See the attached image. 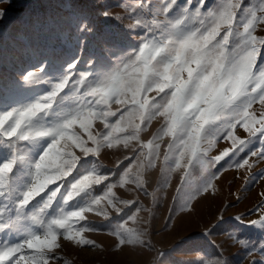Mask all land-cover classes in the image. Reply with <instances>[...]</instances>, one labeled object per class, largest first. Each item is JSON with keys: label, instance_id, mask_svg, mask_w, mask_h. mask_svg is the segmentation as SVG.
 <instances>
[{"label": "snow or ice", "instance_id": "snow-or-ice-1", "mask_svg": "<svg viewBox=\"0 0 264 264\" xmlns=\"http://www.w3.org/2000/svg\"><path fill=\"white\" fill-rule=\"evenodd\" d=\"M177 3L136 0L134 15L130 14L133 22L127 27L140 45L122 57L124 38L113 43L114 72L107 70L110 65L101 56L90 55L83 65L74 56L59 66L42 62L21 74L23 84L13 80L4 86L9 91L41 83L51 87L46 94L33 90L34 98L27 103L0 110V234L18 237L0 240V264H58L57 250L63 242L79 248L96 246L85 233L104 226L88 222L89 214L109 224L115 214L118 219L110 235L120 248L154 251L150 239H145L151 222L145 220L142 228L135 225L141 223L139 212L149 211L139 207V196L153 195L144 173L160 160L158 141L164 137L169 143L163 170L181 171L182 187L198 165L214 166L234 158L257 138L260 147L232 166L251 169L255 166L251 157L264 160V110H253L254 105L264 107V65L258 64L264 34H254L257 26H264V0L258 7L245 5L244 0H221L216 9L204 11L207 0H197L194 9L193 0H185L181 17L173 21L168 14ZM145 11L150 22L141 19ZM4 15L0 11V18ZM101 15L112 17L107 10ZM197 19L198 26H192ZM75 22L79 32L92 31L85 13H76ZM138 27L147 31L141 35L135 32ZM83 50L87 52L86 47ZM69 93L78 104L61 107ZM113 105L119 106L117 110ZM157 118H162L161 128L152 139H143L142 133ZM97 122L103 130H94ZM238 128L246 138L237 135ZM220 141L230 147L206 161L205 144L211 147ZM120 145L131 147L132 154L117 161L116 172L101 171L96 162L101 152ZM216 179L218 173L204 178L192 199L214 190ZM130 184L136 197L120 199L115 189L131 193ZM33 201L42 203V215H29ZM257 213L255 220L236 215L234 229L243 234L244 227L264 228V205L253 215ZM239 243L245 245L244 240ZM261 251L264 254V248ZM197 255L201 264H228L220 252Z\"/></svg>", "mask_w": 264, "mask_h": 264}, {"label": "rangeland", "instance_id": "rangeland-1", "mask_svg": "<svg viewBox=\"0 0 264 264\" xmlns=\"http://www.w3.org/2000/svg\"><path fill=\"white\" fill-rule=\"evenodd\" d=\"M153 5H159L161 0H151ZM197 0H193L191 8L196 7ZM221 0H207L205 9H216ZM260 0H244L245 5L258 7ZM185 0H178L177 5L169 12L173 21L182 15ZM136 0H3L0 11L5 13L0 18V110L17 107L34 98V91L46 94L50 90L47 83L28 85L19 91H9L6 86L10 81L23 84L21 74L28 70L37 69L45 61H53L57 66L74 56L80 58L81 65L90 55L101 56L110 65L108 71L117 70V61L112 58L113 43L123 37V44L119 55L126 57L128 52L139 47L140 40L127 27L133 20L131 10L136 8ZM110 11L111 18L101 15L103 11ZM140 10L137 8V12ZM83 12L87 15L92 31L81 33L77 30L75 14ZM163 19V17H158ZM142 20L150 22L151 15L144 12ZM187 23V22H186ZM192 26H198L199 20H193ZM242 30V29H241ZM145 27H138L135 32L143 35ZM256 35L264 34V26H257ZM83 41V43H82ZM87 48V52L83 49ZM264 65V54L258 60ZM47 79V78H46ZM67 92L68 90L65 89ZM63 95V93H61ZM59 101V97H57ZM78 99L71 93L61 103V107H71L78 104ZM119 106L113 105L112 110ZM254 111L264 110L260 105H254ZM110 119H114L111 118ZM162 118H157L142 138H153L161 128ZM78 130V129H77ZM95 131L103 130L99 122L94 126ZM237 135L246 138L242 129H237ZM211 138V137H210ZM160 160L155 168H147L144 175L148 181V191L153 195L139 196L141 209L139 218L141 223L136 227H144V221H150L149 236L154 251L147 248L126 246L120 248L116 238L110 233L115 230L116 219L109 224L103 217L89 214L90 223L104 226L101 231L85 233L88 239L94 240L96 246L79 248L63 242L57 255L61 258L58 264H201L200 256L208 257L220 252L227 259L228 264H264V228L244 227L243 234L234 229L236 215H245L247 220L258 219L257 209L264 205V160L251 157L254 167L251 169H237L232 165L248 156V152L260 147L259 138L255 139L246 151L237 152L234 158H226L216 165H198L192 170V179L183 187L181 185V171L167 173L163 170V156L167 151L169 138L159 140ZM208 148L206 161L218 155L225 148L230 147L227 141L217 142ZM147 151V150H145ZM131 147L123 145L113 149H104L96 161L102 166L101 171H117V161L131 155ZM92 159V158H90ZM127 163V161H125ZM122 167V166H121ZM135 171V170H134ZM212 173H218L214 180V190L201 194L192 199V193L204 178H210ZM167 175V183H164ZM117 177H113L115 180ZM130 193L126 189H115L120 199L136 197L133 185ZM100 194V193H96ZM39 200V198H37ZM3 204L0 203V207ZM42 203L30 205L29 215L40 213ZM103 206V205H102ZM118 207L122 205L118 204ZM111 211V209H109ZM128 212V209H124ZM123 214V213H122ZM121 214V215H122ZM132 214L135 213L133 209ZM22 223H24L22 221ZM132 226V225H130ZM235 237V238H233ZM15 233L0 234V240L15 241ZM245 241V245L239 243ZM255 248L249 253V248ZM166 252L165 257L158 255Z\"/></svg>", "mask_w": 264, "mask_h": 264}]
</instances>
